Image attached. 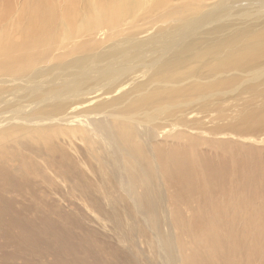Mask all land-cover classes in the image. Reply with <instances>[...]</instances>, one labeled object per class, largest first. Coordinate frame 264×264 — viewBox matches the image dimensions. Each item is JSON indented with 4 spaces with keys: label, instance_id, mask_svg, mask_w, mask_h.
I'll return each instance as SVG.
<instances>
[{
    "label": "bare ground",
    "instance_id": "obj_1",
    "mask_svg": "<svg viewBox=\"0 0 264 264\" xmlns=\"http://www.w3.org/2000/svg\"><path fill=\"white\" fill-rule=\"evenodd\" d=\"M226 130L264 131V0H0V164L49 145L60 152L57 177L65 182L78 176L72 159L84 144L82 171L98 180L102 166L111 176L102 195L112 198L96 202L99 210L108 206L117 217L115 208L126 209L118 202L126 201L129 215L138 214L127 226L154 232L149 252L160 261L149 264H165V249L169 264H184L178 232L199 231L179 206L199 181L191 172L223 173L220 160L192 149L200 132ZM200 206L195 215L212 216ZM215 214L224 230L231 226ZM126 233L115 252L131 248ZM252 233L250 243L264 237V224ZM236 237L216 236L213 264H249L246 252L255 249Z\"/></svg>",
    "mask_w": 264,
    "mask_h": 264
},
{
    "label": "rangeland",
    "instance_id": "obj_2",
    "mask_svg": "<svg viewBox=\"0 0 264 264\" xmlns=\"http://www.w3.org/2000/svg\"><path fill=\"white\" fill-rule=\"evenodd\" d=\"M118 23L121 27L130 21ZM105 29L108 35L115 31L109 27ZM54 72L49 71L45 76L50 78ZM200 133L201 144L193 147L194 153L191 154L220 160L223 165L215 166L223 168V173L215 177L213 170L208 172L201 166L191 172L192 176L197 175L199 181L191 191L184 192L188 198L179 206L183 217L194 220L199 225V231L180 228L178 232L184 264H203V260L213 264L220 254L214 244L216 236L223 232L237 233L236 241L246 242L253 238L252 231L260 230L264 224L261 219L264 215L258 213L264 209V131L258 134L233 130L228 133L227 130ZM247 138H254L257 142ZM58 142L61 143V140ZM178 142L184 144L187 139L181 137ZM47 146V149L21 150L17 157L0 164V264H149L147 261L150 259L160 261L149 252V242L156 238L154 232L148 230L142 235L127 226L138 214L129 215L132 209L126 201L118 202L125 204L126 209L123 210L120 205L115 208L117 217L106 213L108 206L106 210H99L98 203L104 205L108 198H112L102 195L106 179H111V176L102 166L96 173L98 180L85 174L87 171H82V159L86 162L89 157L84 144L81 143L83 150L72 159L78 176L65 182L57 177L62 170L60 161L56 159L60 152ZM196 162H190L189 167L179 166L176 175L184 177L187 169L194 167ZM169 175L166 174L167 177ZM176 175L171 176L174 178ZM200 205H204L212 216L195 215L194 210ZM244 210H252L249 219L242 213ZM92 211L104 218L107 228L100 225ZM215 212L225 217L231 226L224 230L221 222L217 223L214 219ZM247 220L252 222V226H248ZM123 232H129V237L127 233L125 235L131 248L123 253L120 250L115 252L119 243L117 236L119 233L123 235ZM205 241L206 244H203ZM248 244L255 249L254 253L246 252L249 264H254L253 260L264 264V237L259 236L253 243L248 241L247 247ZM220 245L222 249L230 250L228 245ZM167 251L165 249L160 253L165 264L172 259ZM204 252H208L207 256ZM196 253L199 257L193 256ZM144 255L148 257L144 258Z\"/></svg>",
    "mask_w": 264,
    "mask_h": 264
}]
</instances>
